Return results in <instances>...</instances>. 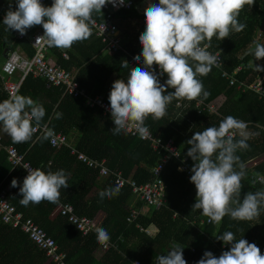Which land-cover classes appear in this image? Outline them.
<instances>
[{
	"label": "trees",
	"instance_id": "16d2710c",
	"mask_svg": "<svg viewBox=\"0 0 264 264\" xmlns=\"http://www.w3.org/2000/svg\"><path fill=\"white\" fill-rule=\"evenodd\" d=\"M53 1L49 0L47 8L55 9ZM74 1L82 6L89 0ZM181 2L179 19L173 15V5L163 1L143 14L135 5L115 12L121 32L130 37L123 41L125 50L165 63L167 78L179 74L172 84L184 85L194 98L185 99L181 109L176 106L181 95L168 88L135 85L131 94H125L135 71L120 50L100 57L106 43L85 19L80 20L79 33L56 36L47 55L69 72L78 70L76 79L89 95H103L116 110L130 114L155 136L174 141L180 157L164 170L167 205L161 210L141 200L132 205L135 197L130 184L116 191L113 173L120 172L139 185L154 181L153 169L161 155L149 143L126 136L98 110L89 109L84 98L62 97L61 88H49L41 78L26 76L7 109V94L0 85V111L5 109L0 125L11 135L2 147H14L24 162L41 170L42 177L41 184L24 181V171L12 170L2 150L0 189H6L10 204L56 240L73 264H133L137 259L142 264H264V184L254 182L264 177V96L248 88L264 73V34L257 38L264 25V0H237L228 22L215 31L203 0ZM206 2L215 10L212 19H217L225 6L223 0ZM0 14V58L16 45H22L31 57L33 48L27 40L15 41L14 32L28 35L45 27L40 9L32 0H0ZM103 14L94 11L98 20L104 19ZM130 19L137 21L133 35L124 24ZM187 40L190 47L207 45L212 53L219 52L223 68L204 65L192 52L186 66L176 68L177 54L187 48ZM202 67L204 74L199 73ZM220 96L224 101L215 109L211 102ZM22 103L28 105L27 113L34 112V124L49 123L80 153L106 161L110 174L102 177L98 170L78 163L68 149H55L44 139L36 141L33 125L20 109ZM207 105L213 112L207 111ZM154 106H160L155 117L150 115ZM230 132L245 135L227 147ZM184 159L199 165V175L189 177L179 171ZM94 187L99 192L89 202L85 197ZM61 203L72 205L78 216L95 218L103 212L101 230L108 232L113 247L98 259V236L82 237L68 225L57 212ZM143 208L149 209L146 215ZM133 209L141 215L128 223ZM200 220L210 224L199 227ZM151 226L158 229L153 236L146 233ZM224 244L226 250L220 249ZM0 264L49 263L24 233L0 221Z\"/></svg>",
	"mask_w": 264,
	"mask_h": 264
},
{
	"label": "built area",
	"instance_id": "2783aa9c",
	"mask_svg": "<svg viewBox=\"0 0 264 264\" xmlns=\"http://www.w3.org/2000/svg\"><path fill=\"white\" fill-rule=\"evenodd\" d=\"M155 1H163L173 5V15H175L176 18H178L179 10L183 7L181 0ZM35 2L42 8L43 12L47 11L49 0H35ZM53 5L57 12V29L48 34L38 32L32 35L29 39V43L34 51L31 57L27 56L17 46L8 53L6 59L0 66V85L2 90L7 94L5 109L11 105L12 100L20 90L23 80L28 75L45 80L48 87L61 88L62 97L84 98L89 109L98 110L103 117L113 123L116 129L128 137L139 139L144 143H149L154 153L161 155L160 163L153 169V182L139 185L134 180L128 181L125 179L120 172L113 173L116 176V191H119L126 183L130 184L136 200H141V202L149 208L161 210L167 205V185L163 178L164 170L172 159H179L180 157V152L174 141H164L159 136H155L130 114L126 112L121 113L116 110L103 95H97L95 97L89 95L77 81L76 74L67 71L60 65L51 61L47 55L56 36L68 34L70 31L79 33L81 29L80 20L85 19L93 27L95 36L101 38L102 41L106 43L105 51L111 54L117 53L118 50L122 51L128 58V65L135 71L133 80L128 81L126 84L124 90L125 94H131L134 91L135 85H150L159 89L168 88L179 93L182 97V99L176 103L177 109H181L185 99L194 100V98L184 85H173L172 82L169 81L165 75V63L158 62L145 54H132L123 48V41L125 39L122 36L121 29L115 18V12L120 9H131L135 5L134 0H90L86 5L82 6L73 0H54ZM95 10H102L104 12L103 20H98L94 17ZM16 36L18 39L25 38V35L22 34H16ZM189 43L190 41L187 40L184 43L187 48L178 52V60L175 63L176 68H183L186 66L190 52L199 57L204 65L207 64L214 68H223V62L219 52L212 53L207 45L190 47ZM63 56L65 59H69L67 53H64ZM239 70L240 68L237 69V72ZM199 73L204 74L205 69L202 67ZM223 76L228 77L226 73H224ZM248 88L259 97H263L264 73L259 79L250 83ZM200 105L201 103L199 101L195 102L196 107H200ZM206 107L209 113L213 112L212 106L207 105ZM5 109L0 111V118ZM24 118L33 125L31 133L36 135V141L44 139L55 149H68L70 155L76 157L78 163L87 166L89 169L98 170L102 177L110 174V170L106 166V161L98 162L80 153L75 149L73 144L68 142L65 135L51 129L49 123L43 127L34 124V112L25 114ZM244 135L243 132L239 134L236 132L228 133L225 146L228 147L237 136ZM2 150L5 151L7 162L12 170L21 168L24 171V181L33 180L41 184V170L24 162V156L20 155L14 147L3 148L2 138L0 136V152ZM178 169L191 177L193 175H199L200 167L197 163L190 164L187 159H184ZM254 182L264 184V177L258 176ZM57 212L64 218L66 223L73 226L82 237H87L92 234L97 235L100 242V250L103 251V253L109 251L113 247L108 232L106 230H101V222L97 219L76 215L72 205L66 203L59 204ZM140 213L141 212L133 209L131 211V216L128 217V223L135 222L140 217ZM0 221L4 225L12 229H19L24 233L28 240L45 254L49 264H73L67 260L66 252L60 249L52 236H50L39 224H36L31 218L25 217L22 212L18 211L10 204L5 189H0ZM209 224V220L199 221V227L208 226ZM226 248L227 246L224 244L220 249L226 250ZM229 258H234L231 253H229ZM238 263L239 261H236L235 264ZM133 264H142V262L137 259Z\"/></svg>",
	"mask_w": 264,
	"mask_h": 264
},
{
	"label": "crops",
	"instance_id": "0c3cea01",
	"mask_svg": "<svg viewBox=\"0 0 264 264\" xmlns=\"http://www.w3.org/2000/svg\"><path fill=\"white\" fill-rule=\"evenodd\" d=\"M74 1V0H73ZM90 1V0H89ZM88 1V2H89ZM237 0H223L225 6L223 7L222 11L219 12V17L217 19H212L213 17V14L215 13V10H213V8L210 7V5L207 4L206 0H203V2L205 3V6H206V10H207V13H208V18H209V22H210V26H211V29L213 31L217 30L218 28L222 27L226 22H228L229 20V15H230V12H231V9L234 7L235 3H236ZM33 4H34V7L36 9H40L41 11V14L44 15V25L45 27L42 25V27L38 28V29H35L33 32L29 33L28 35L22 33V32H19V31H15L14 32V38H15V41L16 40H27V43L30 45V38L32 37V35L38 33V32H42L44 34H48V33H52V31H54L55 29H57L58 27V22H57V12L55 9H52L50 6L49 8H47V11L46 12H43L42 11V8L38 6V4H36L35 0H32ZM76 2V1H75ZM87 2V3H88ZM86 3V4H87ZM158 3H160L159 1H155V0H140V1H137V3H135V8L137 9V11L139 13H147L148 11L152 10ZM39 7V8H38ZM1 15V14H0ZM175 17V15H174ZM179 17V15H178ZM176 18V17H175ZM179 19V18H178ZM136 22L135 20H127L124 22L125 26L127 27L128 31H130V33L133 35L134 34V30L135 28H137L136 26ZM141 22V21H140ZM142 23V22H141ZM262 30H264V25H262ZM126 29V28H125ZM181 33V32H180ZM16 34H22V35H25V38L23 39H18ZM181 35V34H180ZM122 36L125 38V40L128 41V37L125 33V31L123 30L122 32ZM19 47L20 50H22L27 56H29L23 49H22V45L19 46V45H16V47ZM31 46V45H30ZM69 48V47H68ZM11 50H5L4 53H3V60L0 58V66L1 64L3 63V61L6 59L8 53L10 52ZM181 51V50H180ZM78 54V53H77ZM79 55V54H78ZM106 55H110V53L106 52L105 50H103L101 52V55L100 57H104ZM49 59L53 62H55L53 60V58H50ZM258 65H261L260 62L257 63ZM71 73L73 74H77L78 73V70H73ZM115 76H111V79H113ZM179 77V74H173L171 77H169V81H171L172 83L176 80V78ZM51 88V87H49ZM224 101V97L220 96L219 98H217L216 100H214L213 102H211V105L213 107H215V109H217V107L222 104V102ZM217 102V103H216ZM218 106H217V105ZM20 109L22 111V113H26L27 114V110H28V105L26 103H22L21 106H20ZM214 109V110H215ZM160 112V111H159ZM158 112V113H159ZM150 115L155 117L157 115H153L152 112H150ZM0 136L2 138V142H5L11 135L10 133H8L1 125H0ZM24 185V182L21 183L20 186L17 187V192H20V189L21 187ZM6 190V189H5ZM99 192V190L97 188H92L90 194L88 196L85 197V200H92L96 194ZM136 204V199L133 200L132 202V205H135ZM148 210L149 209H146V208H143L141 211H142V214L143 215H146L148 213ZM54 217V216H52ZM105 218V214L103 212H98L97 215L95 216V219H97L99 222H103ZM158 232V229L155 227V226H151L148 230H146V233L149 235V236H153L155 235L156 233ZM102 254H103V251L99 250L96 252V257L99 259V257H102Z\"/></svg>",
	"mask_w": 264,
	"mask_h": 264
},
{
	"label": "rangeland",
	"instance_id": "374dc122",
	"mask_svg": "<svg viewBox=\"0 0 264 264\" xmlns=\"http://www.w3.org/2000/svg\"><path fill=\"white\" fill-rule=\"evenodd\" d=\"M264 34V30H260L259 32H258V34H257V38H259L261 35H263ZM217 103V102H216ZM217 105V104H216ZM218 106V105H217ZM160 111V106H154L153 107V109L151 110V112L153 113V115L155 116V115H157L158 114V112ZM105 118V117H104ZM263 158V157H262ZM261 158V159H262Z\"/></svg>",
	"mask_w": 264,
	"mask_h": 264
},
{
	"label": "clouds",
	"instance_id": "9594fccd",
	"mask_svg": "<svg viewBox=\"0 0 264 264\" xmlns=\"http://www.w3.org/2000/svg\"><path fill=\"white\" fill-rule=\"evenodd\" d=\"M147 56V55H146ZM148 57H152V58H154L153 56H148ZM155 59V58H154Z\"/></svg>",
	"mask_w": 264,
	"mask_h": 264
}]
</instances>
